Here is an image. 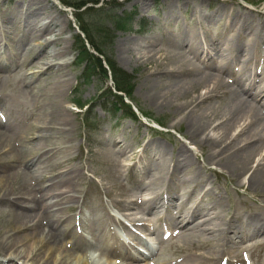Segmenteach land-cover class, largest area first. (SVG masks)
I'll return each instance as SVG.
<instances>
[{
  "label": "rangeland",
  "instance_id": "obj_1",
  "mask_svg": "<svg viewBox=\"0 0 264 264\" xmlns=\"http://www.w3.org/2000/svg\"><path fill=\"white\" fill-rule=\"evenodd\" d=\"M45 1L55 10V14L58 13L62 20L64 18L67 21L68 26L61 34V41H57L51 46L52 52L55 53L54 60L61 61L60 64H54L52 73L43 72L40 64L34 63L35 58L39 57L33 58L34 52L30 53L29 58H24L21 56L20 50H14L17 41L14 36L22 34L21 27L24 25V22L20 21H27L25 14L21 15L19 11L25 10L29 0H0V30L7 31V35L0 36V94L6 99L4 102H2L3 99L0 102V117L2 118L3 113L6 119L3 118L2 122L8 124L0 128V133L11 135L9 144L3 150L0 149V264H18L17 261H8V258H5L7 250L4 249V245L7 240L12 241L13 238H16V241L21 240L17 246L35 245L32 255L36 250L43 251L45 249V247H41L40 241L34 243L37 240L36 237H25V234L30 233L33 229L23 226L18 228L21 224V217L25 221L29 215L38 214L37 222L40 223L38 226L44 227L47 233H55L54 246L61 247L59 251L55 249L54 253L47 252L49 255H45V257L57 256L61 259L66 254L73 252L83 256L85 247L99 248L95 244L91 246L92 242L85 245L78 244L79 246L73 242L77 237L73 231L74 228L71 227L72 221L69 217L76 210L74 207L82 197L87 196L89 201L96 197L95 207L98 206L100 200L105 199L106 207L113 209L112 204L117 199L129 202L137 181L129 174H127L128 176L125 174V168H128L130 164H136L140 168L138 171L135 169L134 171L138 172V176H141L140 162L151 158V143L164 145L166 159H169L172 152L175 155L179 150L181 142L187 141L188 146L193 148L189 152L194 153L195 161L184 169V172H195L197 183L203 184L204 190L210 189L212 198L221 196V213L224 216L240 217L244 222V218L248 215L264 214V184L258 187L249 186L247 182L249 172H244L240 176H231L216 164H206L203 151L206 153L208 147L204 146L201 151L198 145L189 143L190 141L185 135L186 122L172 127L175 122L179 121L180 115L168 107H158L151 99L154 83L150 79V72L163 68L156 66L159 62L175 60V53L179 52V48L173 43L171 44V40L176 38L174 33L178 30L195 26L196 30H201V32L205 30L220 33L226 30L233 33L237 29L235 23L228 22V12L222 11L219 17L207 19L204 18V15L192 11L194 5H197L198 11L204 9V11L210 12L218 7L225 9L230 6L239 13L245 12L244 16L247 17V20L245 21L244 31L246 32L244 34L247 35L254 26L261 22L264 27V0H100L97 5H87L86 8L91 6L100 9V15L107 17L106 20L100 17L93 21L82 18V21L89 33L95 36L94 40L101 48L103 60L132 76L126 94L128 102H132L145 118L139 117L137 121L123 118V110L118 105L116 115L110 117L109 112L105 109L116 108V101L112 96L106 94L105 90L113 87V79L110 75L105 74V68L104 71L100 68L96 69L93 61L82 62L83 55L76 58L78 56L77 36L82 38L84 35L80 34L81 31L76 25V15L83 17L84 11L78 16L76 8L62 4L60 0H58L60 3L57 0ZM171 2L175 4L189 3V5L185 10H174L172 13L174 15L167 18L169 10L166 7ZM15 11L20 15H17ZM29 12L35 15L30 8ZM128 12L136 14L131 31L124 30V28L115 29L110 17L124 18ZM37 14L41 13L37 11ZM28 16L33 18L30 14ZM101 20L104 21L101 22ZM138 21L147 23L145 30L138 31ZM32 34L42 35L40 37L47 39L53 37V34L48 35L40 30ZM150 41L151 46L144 48L146 44H150ZM120 42L130 45L133 48L132 51L134 50L138 56L153 55V58L143 65L140 62L131 63L129 58H126L118 50ZM64 45H68V49L64 53H58L59 47ZM33 47L36 50L40 48L36 45ZM258 52L264 63V41L259 43ZM40 60L48 61L47 57H42ZM80 61L81 64H79ZM176 68L177 65L171 64L167 70L174 69L176 74L180 73L181 71ZM57 75L68 81L69 85L67 87L55 85L53 81ZM21 88L24 90L22 96L19 90ZM203 90L199 89L198 91L204 92ZM190 95H196V90ZM119 96L123 99L125 95L120 94ZM77 102L83 105L80 106ZM222 105L221 97H212L208 103L205 102L199 106L203 107V110H208L209 106L220 109ZM90 108V116L95 119V122L85 121V115L88 114ZM65 109L67 112L57 117L58 112ZM219 117L221 115L215 116L213 120H217V123L222 121L223 117ZM155 123L157 125L159 123L165 131L150 127ZM35 124L41 125V128L39 130L29 129L30 125L35 126ZM95 124L96 127H94ZM121 138L122 142L129 143L132 148L127 156L122 157L124 166H118L109 157L112 145ZM146 142L150 147L146 145L147 148L142 150L141 157L139 156L137 159L138 150L141 147L144 148ZM30 147L35 151L22 153L24 149ZM263 149L260 147L258 152L261 153ZM172 159L175 162L176 158ZM31 161L37 164L32 165ZM41 171H44L45 178L53 177L52 181H55L56 185L55 191L61 192L62 197L68 195L70 198L63 199L61 205L53 206L49 210H43L42 205L38 213L33 196L37 195L36 192L42 188L41 185L47 186L51 183L45 179L41 180L39 177ZM260 174L264 176V163ZM263 176L261 177L264 178ZM162 180L169 185L170 194L184 193L185 189L177 183H172L168 177L161 176ZM238 181L242 183L238 184ZM203 204H209L207 198ZM216 211L209 208L208 215H215ZM54 212L65 221L62 226L59 227L58 224V227L52 229L49 220H52ZM126 212L132 213L136 218V209L132 208ZM120 214L116 209V215L120 216ZM219 215L221 214L219 213ZM57 228L68 229V233L61 234L55 230ZM224 233L220 232L211 243L206 242V235L199 232L189 236L182 235L175 241L158 243L156 252L159 256L152 260H157V264L162 263L163 260L177 257L178 252L172 254L174 245L190 249L189 254L196 257L205 253L211 254L210 244L215 242L217 244L214 245H217L219 249L223 244L230 246L233 250L232 255L235 256L234 259L243 250L252 252L253 264H259L264 259V232L252 235L244 229L243 234L251 235V237L240 240L241 236H238L232 245L226 241ZM65 235H73V237ZM16 241L14 242L16 243ZM246 241L250 242L244 244ZM69 244H71L70 248L67 246ZM194 245L196 249H194ZM192 248L194 253H190ZM218 254L219 252L213 256L214 260ZM208 262L212 263V261Z\"/></svg>",
  "mask_w": 264,
  "mask_h": 264
},
{
  "label": "bare ground",
  "instance_id": "obj_2",
  "mask_svg": "<svg viewBox=\"0 0 264 264\" xmlns=\"http://www.w3.org/2000/svg\"><path fill=\"white\" fill-rule=\"evenodd\" d=\"M189 3H168L167 18L172 17L174 10L186 9ZM29 8L32 10V15L29 12ZM49 9V11H47ZM19 11V10H18ZM41 13V14H37ZM42 11V12H41ZM193 12L204 15V18L219 17L223 12H228V22L235 23L237 29L228 36V32L220 33L218 36H204L202 39L205 41L203 44H207L210 50L205 51V57L199 60L201 64H205V67L199 68L197 62L189 60L188 50L198 46L202 40L199 35L194 32L195 28L192 26L189 31H181L176 33V38L171 40L175 46H178L179 52H176V57L174 61H161L156 66H162V69L150 72V79L154 83V91L151 93V99L157 104V106H165L169 109H173V112L180 115L179 121L175 122L172 127H176L181 122H186L185 135L189 139V143L198 145L199 149L208 147V151L204 153V162L206 164L218 165L231 176H240L244 172H249L248 185L252 187H258L264 184V178L260 174V169L264 163V149L261 153L258 151L260 147L264 148V119L260 112L258 106L263 108L264 112V76L257 80V73L253 70V67L247 65L249 62H253L254 65L258 63L256 55H254L257 50V42L262 37L264 31L261 22L260 26H254L247 35H244V26L247 17L244 16L245 12H238L232 7L221 9L220 7L213 9L210 12L201 9L197 10V5L192 7ZM16 12V11H15ZM55 10L51 8L45 0H29V3L24 11H19V13L25 14L27 21L24 22L23 30L27 31L28 34L32 33L33 29L40 30L45 34L51 35L53 37L50 39L49 44H56L57 41H61V34L64 29L67 28V21L63 20L58 16V13H54ZM16 12L17 15H20ZM235 13V14H234ZM28 14L33 16L29 17ZM42 22V23H41ZM227 22V23H228ZM4 33V32H3ZM6 33V32H5ZM4 33V34H5ZM14 50L19 51L21 56L24 58H29L30 53L34 52L33 58L35 64H40L43 72L49 71L53 72L54 64L50 61H41L42 57H46V52L44 49H35L32 47L31 43L33 38H23L20 39L18 36ZM218 44H224V48L216 47ZM34 45V44H33ZM151 46L146 44L144 48ZM68 49V45L59 47L58 53H64ZM130 45H125L124 42L118 44V50L126 58H129L130 62L146 64L152 58L153 55H141L135 54L132 51ZM225 49H229L235 52H242L245 56L243 58H236L229 56L224 52ZM144 57V58H143ZM172 57V56H171ZM216 61L218 70L223 72V69L230 68L231 63H234L239 67V75L236 76V88L232 89V86L226 85L225 81L220 77L216 78V74L206 71L210 67V61ZM171 64L177 65V70L181 71L176 74L174 69L170 68ZM45 67V68H43ZM39 71V70H38ZM226 71V70H224ZM184 76V77H183ZM55 85H60V87H67L69 85L68 81L61 79L59 75L55 77L53 81ZM199 89H204V92L198 91ZM196 90V95H190ZM212 97H221L223 100V105L221 108H216L215 106H209L208 110H203V107L199 105L208 103ZM66 110V109H65ZM62 110L58 112L57 117L67 110ZM47 111V110H46ZM223 117L222 121L218 123L213 119L215 116ZM219 117V118H221ZM40 119V117H39ZM243 121V122H242ZM43 123L45 121H42ZM216 122V123H215ZM39 130L41 125H30L29 129ZM234 130V132H231ZM215 131V132H214ZM0 144L4 149L8 143L7 135L0 136ZM123 139H119L115 144L112 145L113 149L111 153L116 159L122 156H127L128 152L132 150L131 145L126 142H122ZM149 144V143H148ZM147 145L151 150V158L143 160L141 162V167L147 177H150L152 181L149 184L137 183L136 187L131 194L132 200H130L139 211L140 216L138 220L142 221L140 226L141 229L151 230L156 237L159 235V231L155 228H148V223H152L156 216V213L161 210L165 213V219L169 222L168 227L173 229L178 228L179 236L182 235L189 236L195 232H199L206 235V242L211 243L217 238L220 232H225L224 236L227 242H234L238 236H243L244 229H246L250 234L256 235L260 232H264V214H252L246 216L244 222H242L240 217L236 216H224L221 212V196L217 198H212L210 194L212 192L210 189L204 190L203 184L197 183V178L195 172H184V169L188 168L195 161V156L193 148L189 147L187 141L181 142L179 150L171 157L166 159V147L160 143H151ZM146 147V148H147ZM12 151L11 149H7ZM39 150V149H38ZM37 150V151H38ZM35 150L30 147L22 151L23 154L31 153ZM18 152V151H17ZM172 158H176L173 162ZM168 162V163H167ZM253 163L251 166L250 164ZM32 165L34 161H31ZM255 164V165H254ZM254 166V167H253ZM261 166V167H260ZM43 172L39 173L41 180L51 181L48 186H42L41 190V200H45L44 203L37 205V208L43 205V210H49L53 206H58L62 202L60 199V194L54 192V183L51 178H45ZM168 175L170 180L178 182L184 189H186L185 196L178 202L174 203L172 199H167L166 205L163 201L160 190L159 180L162 175ZM264 177V176H263ZM244 179L242 180V182ZM238 181L239 183H242ZM196 193L199 195V199H192V194ZM35 196V195H34ZM33 196V199H34ZM135 198H142V202L137 204ZM209 201V204H201L205 200ZM51 199L53 201H51ZM26 200V199H25ZM49 201V202H47ZM120 205H123L121 203ZM41 208V207H40ZM209 208L215 209L216 214L209 216L207 211ZM219 213L221 215H219ZM37 215H29L28 218L23 221L21 217V224L18 226H23L27 229H33L30 233L25 234V237L34 236L37 241L41 242V247H45L43 251L36 250L32 255L33 248L35 245H24L17 246L21 241H16L13 238L12 241L7 240L4 245L6 251L5 258L8 261H17L18 264H88L86 259L76 253L66 254L65 257L59 258L54 257L48 258L47 252H56L61 249L58 246H54L55 233H47L44 227H39L40 223L37 222ZM96 218L89 220L85 224V228L89 232L96 233L98 236V241L104 244L105 250H111L112 246L117 239L115 236L111 235L110 240H106L107 232L105 229L107 222L103 221L104 215L107 216L111 224H118L119 219L112 216L109 211L105 213H99ZM35 219V222H34ZM132 221V220H130ZM61 217L53 213L52 220H49V225L53 229L55 227L62 226ZM168 229V228H167ZM59 233H68L66 229L57 228ZM163 235V232H162ZM68 237H73V235H65ZM82 240L81 237L75 239V244ZM16 241V243L14 242ZM162 241V240H161ZM12 242V244H10ZM14 243V244H13ZM16 244V245H15ZM214 244H217L216 242ZM213 243L211 246V254H203L202 256H186L181 259L179 264H220L216 257L213 256L217 252H226V248L219 250L217 245ZM202 246V245H201ZM200 246V247H201ZM48 247V249H47ZM47 249V250H46ZM55 249H57L55 251ZM49 255V254H48ZM134 255L130 254L129 259H132ZM135 257V256H134ZM43 260V263L41 261ZM208 261H212L209 263ZM40 262V263H39ZM104 264H112V260L104 261ZM178 264V263H176Z\"/></svg>",
  "mask_w": 264,
  "mask_h": 264
},
{
  "label": "trees",
  "instance_id": "obj_3",
  "mask_svg": "<svg viewBox=\"0 0 264 264\" xmlns=\"http://www.w3.org/2000/svg\"><path fill=\"white\" fill-rule=\"evenodd\" d=\"M62 1L66 4L73 6L74 8H76V10H78L76 13V14H78V16L82 14L81 13L82 11H84L83 15H82L83 17L79 16L77 18L80 29L82 30V32L85 35V40L80 38L79 36H77V38H78L77 50L79 51V58L81 55H83L84 58L81 60L82 62H86L89 60L93 61L96 69L100 68L102 71H104V67L102 65L101 59L98 56L90 53L89 50L86 48V42H88L90 44L91 48H94L95 51L98 52V54L102 53L100 46L94 40L95 36H93L89 33V30L86 27V25L83 23L82 18H86V19L93 21V20L98 19L100 17H102L104 20H106L107 17L100 15L101 14L100 9L93 8L91 6L87 7V8L85 7L82 11H79L86 4H88V3L97 4V3H99L100 0H62ZM110 2H112V1H110ZM104 20H101V22H103ZM110 20L113 22L115 29L116 28H128L133 21V16H131L129 14H126V16H124V18H121L119 16H113V17H110ZM108 64H109L111 71H112V75L114 78L113 80H114V83L116 85V89L118 91L128 92V83L131 80V77L129 75H127L124 71H122L118 68H115L110 62ZM117 72H119V73L117 74ZM105 74H106V72H105ZM106 93L113 95L114 97H117L121 101V98L116 96L115 94H112V92L110 90H107ZM119 100H118V102H119Z\"/></svg>",
  "mask_w": 264,
  "mask_h": 264
}]
</instances>
